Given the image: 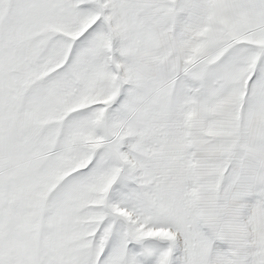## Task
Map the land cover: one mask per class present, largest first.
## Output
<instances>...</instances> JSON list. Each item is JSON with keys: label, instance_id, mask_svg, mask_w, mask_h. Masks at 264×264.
I'll list each match as a JSON object with an SVG mask.
<instances>
[{"label": "snow or ice", "instance_id": "snow-or-ice-1", "mask_svg": "<svg viewBox=\"0 0 264 264\" xmlns=\"http://www.w3.org/2000/svg\"><path fill=\"white\" fill-rule=\"evenodd\" d=\"M0 264H264V0H0Z\"/></svg>", "mask_w": 264, "mask_h": 264}]
</instances>
